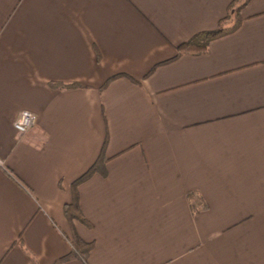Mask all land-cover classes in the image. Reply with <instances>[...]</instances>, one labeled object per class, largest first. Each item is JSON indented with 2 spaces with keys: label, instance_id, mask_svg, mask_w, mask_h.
I'll use <instances>...</instances> for the list:
<instances>
[{
  "label": "crops",
  "instance_id": "1",
  "mask_svg": "<svg viewBox=\"0 0 264 264\" xmlns=\"http://www.w3.org/2000/svg\"><path fill=\"white\" fill-rule=\"evenodd\" d=\"M234 1L0 0V264H264V0L173 59Z\"/></svg>",
  "mask_w": 264,
  "mask_h": 264
},
{
  "label": "trees",
  "instance_id": "2",
  "mask_svg": "<svg viewBox=\"0 0 264 264\" xmlns=\"http://www.w3.org/2000/svg\"><path fill=\"white\" fill-rule=\"evenodd\" d=\"M250 0H235L229 7V14L234 19V23L231 27H226L225 20L220 23L218 30L213 32H202L195 35L189 41L183 43L179 47L176 48L177 54L173 58H177L183 54H190V55H199L203 54L207 51L208 46L211 41L228 35L234 32L241 24V11L242 9L249 3ZM108 81L105 86L109 83ZM78 84H67V85H58V89H73L78 87ZM104 86V87H105ZM107 143V137L103 144L102 150L96 162L77 180L74 181L72 184V200L69 204L64 206V216L67 218L69 222L74 220L79 221L81 223L86 224V220L83 217L80 207H79V195H78V186L84 182L85 180L89 179L95 173H100L105 175V160H104V150ZM92 249V244H86L82 242L79 238L74 236L72 241V252L70 255L62 258L58 263L63 262L68 259L72 258H79L82 259L84 262L87 261L88 254Z\"/></svg>",
  "mask_w": 264,
  "mask_h": 264
},
{
  "label": "built area",
  "instance_id": "3",
  "mask_svg": "<svg viewBox=\"0 0 264 264\" xmlns=\"http://www.w3.org/2000/svg\"><path fill=\"white\" fill-rule=\"evenodd\" d=\"M36 117L32 112L22 111L14 123V129L19 135L27 134L35 125Z\"/></svg>",
  "mask_w": 264,
  "mask_h": 264
},
{
  "label": "rangeland",
  "instance_id": "4",
  "mask_svg": "<svg viewBox=\"0 0 264 264\" xmlns=\"http://www.w3.org/2000/svg\"><path fill=\"white\" fill-rule=\"evenodd\" d=\"M72 241H73V239H72ZM72 241L70 242L71 246H72Z\"/></svg>",
  "mask_w": 264,
  "mask_h": 264
}]
</instances>
